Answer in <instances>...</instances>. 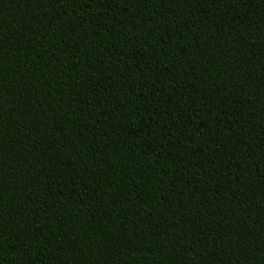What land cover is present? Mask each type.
Here are the masks:
<instances>
[{
	"label": "trees",
	"instance_id": "1",
	"mask_svg": "<svg viewBox=\"0 0 264 264\" xmlns=\"http://www.w3.org/2000/svg\"><path fill=\"white\" fill-rule=\"evenodd\" d=\"M0 264H264V0H0Z\"/></svg>",
	"mask_w": 264,
	"mask_h": 264
}]
</instances>
